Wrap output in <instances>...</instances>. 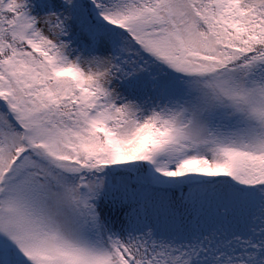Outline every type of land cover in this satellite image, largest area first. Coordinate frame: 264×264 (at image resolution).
I'll return each instance as SVG.
<instances>
[{
    "label": "snow or ice",
    "instance_id": "snow-or-ice-1",
    "mask_svg": "<svg viewBox=\"0 0 264 264\" xmlns=\"http://www.w3.org/2000/svg\"><path fill=\"white\" fill-rule=\"evenodd\" d=\"M0 264H264V0H0Z\"/></svg>",
    "mask_w": 264,
    "mask_h": 264
}]
</instances>
